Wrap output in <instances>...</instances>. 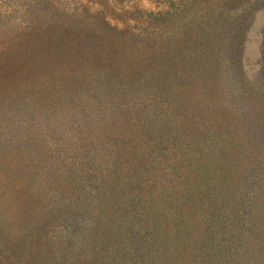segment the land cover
I'll return each mask as SVG.
<instances>
[{
  "label": "rangeland",
  "instance_id": "1",
  "mask_svg": "<svg viewBox=\"0 0 264 264\" xmlns=\"http://www.w3.org/2000/svg\"><path fill=\"white\" fill-rule=\"evenodd\" d=\"M0 264H264V0H0Z\"/></svg>",
  "mask_w": 264,
  "mask_h": 264
},
{
  "label": "trees",
  "instance_id": "2",
  "mask_svg": "<svg viewBox=\"0 0 264 264\" xmlns=\"http://www.w3.org/2000/svg\"><path fill=\"white\" fill-rule=\"evenodd\" d=\"M3 231V230H2ZM7 232V230H5V233Z\"/></svg>",
  "mask_w": 264,
  "mask_h": 264
}]
</instances>
